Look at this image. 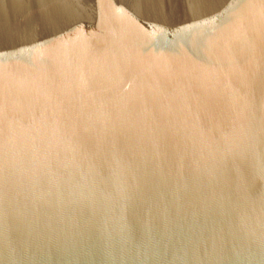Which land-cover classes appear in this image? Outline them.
Wrapping results in <instances>:
<instances>
[{"label":"water","instance_id":"water-1","mask_svg":"<svg viewBox=\"0 0 264 264\" xmlns=\"http://www.w3.org/2000/svg\"><path fill=\"white\" fill-rule=\"evenodd\" d=\"M0 264H264V0H0Z\"/></svg>","mask_w":264,"mask_h":264}]
</instances>
